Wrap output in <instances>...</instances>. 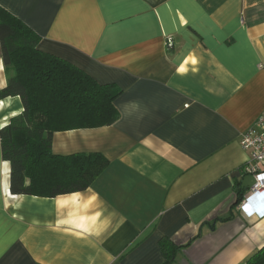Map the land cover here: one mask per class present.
<instances>
[{
  "label": "crops",
  "instance_id": "1",
  "mask_svg": "<svg viewBox=\"0 0 264 264\" xmlns=\"http://www.w3.org/2000/svg\"><path fill=\"white\" fill-rule=\"evenodd\" d=\"M0 6L39 49L119 90L114 123L52 134L55 154L105 158L83 190L13 194L0 146V264H162L164 237L181 245L171 264H246L264 245V213L240 208L255 179L239 142L264 110V0ZM22 110L0 99V127Z\"/></svg>",
  "mask_w": 264,
  "mask_h": 264
},
{
  "label": "trees",
  "instance_id": "2",
  "mask_svg": "<svg viewBox=\"0 0 264 264\" xmlns=\"http://www.w3.org/2000/svg\"><path fill=\"white\" fill-rule=\"evenodd\" d=\"M38 40L33 29L0 6V54L7 75L0 99L19 96L23 105L21 113L0 127L1 156L11 165L10 191L53 197L87 188L106 160L97 152L55 154L52 134L114 123L119 116L114 103L119 90L42 51ZM180 246L162 238V264L173 263ZM246 264H264V245Z\"/></svg>",
  "mask_w": 264,
  "mask_h": 264
},
{
  "label": "built area",
  "instance_id": "3",
  "mask_svg": "<svg viewBox=\"0 0 264 264\" xmlns=\"http://www.w3.org/2000/svg\"><path fill=\"white\" fill-rule=\"evenodd\" d=\"M243 149L250 152V157L243 165V171L253 175L255 182L242 198L240 208L247 214L264 213L258 211L257 200L264 196V110L239 138Z\"/></svg>",
  "mask_w": 264,
  "mask_h": 264
}]
</instances>
